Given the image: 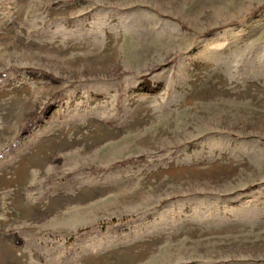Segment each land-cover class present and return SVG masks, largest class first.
<instances>
[{
    "label": "rangeland",
    "instance_id": "rangeland-1",
    "mask_svg": "<svg viewBox=\"0 0 264 264\" xmlns=\"http://www.w3.org/2000/svg\"><path fill=\"white\" fill-rule=\"evenodd\" d=\"M0 264H264V0H0Z\"/></svg>",
    "mask_w": 264,
    "mask_h": 264
},
{
    "label": "trees",
    "instance_id": "trees-1",
    "mask_svg": "<svg viewBox=\"0 0 264 264\" xmlns=\"http://www.w3.org/2000/svg\"><path fill=\"white\" fill-rule=\"evenodd\" d=\"M138 161V160H142L144 161L145 160V157H138V158H134V159H129L128 161H120L119 163H117V165H123V164H126V163H129V162H133V161Z\"/></svg>",
    "mask_w": 264,
    "mask_h": 264
}]
</instances>
